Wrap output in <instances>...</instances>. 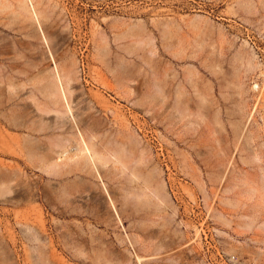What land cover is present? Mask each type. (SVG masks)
Masks as SVG:
<instances>
[{
  "label": "rangeland",
  "instance_id": "rangeland-1",
  "mask_svg": "<svg viewBox=\"0 0 264 264\" xmlns=\"http://www.w3.org/2000/svg\"><path fill=\"white\" fill-rule=\"evenodd\" d=\"M176 16L213 46L112 43L109 20ZM142 59L165 65L161 88ZM188 64L211 91L181 90ZM79 132L130 170L50 165ZM0 264H264V0H0Z\"/></svg>",
  "mask_w": 264,
  "mask_h": 264
},
{
  "label": "crops",
  "instance_id": "crops-1",
  "mask_svg": "<svg viewBox=\"0 0 264 264\" xmlns=\"http://www.w3.org/2000/svg\"><path fill=\"white\" fill-rule=\"evenodd\" d=\"M108 23L109 32L113 36L112 43L116 47L123 49L129 55L136 51V54L141 58L147 56L156 57L161 50L168 52L171 49H182L183 52L180 54L181 58L185 60L196 59L197 48L204 46L209 48L215 43L210 35L206 38L202 37L204 33L202 35L198 30L201 20L194 17H155L137 21L112 19ZM145 64L149 66V70L144 68L140 72L141 68L145 67ZM193 64L183 65L181 67V90L185 91L186 84H189L199 96H203V89L211 91L212 85L209 82H200L199 69ZM130 67H132L130 64L126 65V63L120 62L114 63L113 65L114 79L116 84H119L116 94L121 98L130 97L131 94L130 92H126L125 89L121 90L119 82L137 78L132 76L133 73H130ZM135 67L137 75L140 73L141 75H149L147 80L152 81L153 88H161L160 81L164 78V72H166L165 65L159 62H154L150 65V63L142 59L140 64L135 65ZM175 74H173L174 77H176ZM126 150L128 149L126 148ZM128 151H130L132 158L136 162H141V156L137 158L134 155L133 148H130ZM133 165L135 164L133 163Z\"/></svg>",
  "mask_w": 264,
  "mask_h": 264
},
{
  "label": "bare ground",
  "instance_id": "bare-ground-1",
  "mask_svg": "<svg viewBox=\"0 0 264 264\" xmlns=\"http://www.w3.org/2000/svg\"><path fill=\"white\" fill-rule=\"evenodd\" d=\"M33 16L34 19L38 22V27L41 30V25L39 23V18L38 15L36 13V11L33 9ZM56 69V82L58 84V89L59 90V94L61 96V98L63 99V101L66 104V109H69V106L67 105V98H66V93H65V88H64V80H65V76L61 74V72ZM53 92L51 93V95L56 94L55 92V87L53 88ZM70 110V109H69ZM79 136H80V141L78 143V148L74 153H70L66 147H64L61 151V156L60 160H55L54 162H52L50 165H52L53 167H58L59 164H68L70 162L76 161L75 162V169L77 168H83L82 164H86L85 160H87L89 162V164L91 165L92 169H94L96 172H99V170L103 167L106 166L109 162L112 161V165L115 169L114 172H126V170H130L126 160L123 159V151L119 148L115 149H100L97 150L96 147L94 145H92L90 142H88L83 134L81 132H79ZM55 146V145H53ZM76 158V159H75ZM75 159V160H73ZM79 160V161H78ZM80 161L82 163H80ZM98 176L101 178V174Z\"/></svg>",
  "mask_w": 264,
  "mask_h": 264
}]
</instances>
